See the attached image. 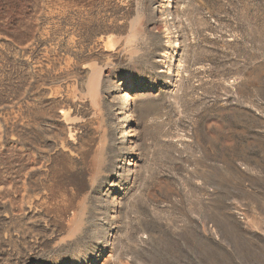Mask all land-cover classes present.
<instances>
[{
	"label": "rangeland",
	"instance_id": "374dc122",
	"mask_svg": "<svg viewBox=\"0 0 264 264\" xmlns=\"http://www.w3.org/2000/svg\"><path fill=\"white\" fill-rule=\"evenodd\" d=\"M0 264H264V0H0Z\"/></svg>",
	"mask_w": 264,
	"mask_h": 264
},
{
	"label": "bare ground",
	"instance_id": "6f19581e",
	"mask_svg": "<svg viewBox=\"0 0 264 264\" xmlns=\"http://www.w3.org/2000/svg\"><path fill=\"white\" fill-rule=\"evenodd\" d=\"M126 136L129 137V134H126ZM74 197L72 191H69L64 185L55 183L50 196L47 198L48 202L42 204V206H44L43 209L47 215H52L53 218L58 219L59 224L64 225L69 214L73 210L78 211V206H74Z\"/></svg>",
	"mask_w": 264,
	"mask_h": 264
}]
</instances>
